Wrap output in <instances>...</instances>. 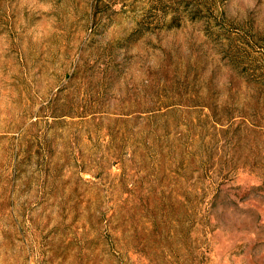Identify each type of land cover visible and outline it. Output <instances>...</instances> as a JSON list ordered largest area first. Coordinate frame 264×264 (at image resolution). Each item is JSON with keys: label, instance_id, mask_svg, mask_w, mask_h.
Here are the masks:
<instances>
[{"label": "rangeland", "instance_id": "rangeland-1", "mask_svg": "<svg viewBox=\"0 0 264 264\" xmlns=\"http://www.w3.org/2000/svg\"><path fill=\"white\" fill-rule=\"evenodd\" d=\"M0 264H264V0H0Z\"/></svg>", "mask_w": 264, "mask_h": 264}]
</instances>
